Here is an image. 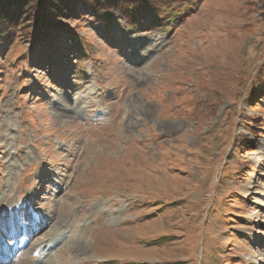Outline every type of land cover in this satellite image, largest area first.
I'll list each match as a JSON object with an SVG mask.
<instances>
[{"label": "rangeland", "instance_id": "obj_1", "mask_svg": "<svg viewBox=\"0 0 264 264\" xmlns=\"http://www.w3.org/2000/svg\"><path fill=\"white\" fill-rule=\"evenodd\" d=\"M172 6L0 42L16 264H264V0Z\"/></svg>", "mask_w": 264, "mask_h": 264}, {"label": "trees", "instance_id": "obj_2", "mask_svg": "<svg viewBox=\"0 0 264 264\" xmlns=\"http://www.w3.org/2000/svg\"><path fill=\"white\" fill-rule=\"evenodd\" d=\"M193 0H0V42L11 43L17 38L25 42L46 43L59 39L67 26L63 22L75 15L76 7L90 8L104 21H111L114 11L130 21L141 16L153 24L161 22L160 15L173 9V4ZM160 14V15H159ZM77 49H81L80 46ZM82 53V51H81Z\"/></svg>", "mask_w": 264, "mask_h": 264}, {"label": "bare ground", "instance_id": "obj_3", "mask_svg": "<svg viewBox=\"0 0 264 264\" xmlns=\"http://www.w3.org/2000/svg\"><path fill=\"white\" fill-rule=\"evenodd\" d=\"M33 221H35V219H33ZM13 226H15V223H13ZM10 232L11 233L14 232V229L12 227L10 228ZM16 234H17V232H16ZM35 235H38V234L35 233ZM37 241H38V239H37ZM4 244L5 243L0 244V264H3V263L16 264V262L18 261V258H19V254H18L19 246H17L16 244H13L14 246H12V247L8 246V248H7L6 244L5 245ZM24 244H25V241H24ZM8 257L10 258V260H7Z\"/></svg>", "mask_w": 264, "mask_h": 264}]
</instances>
